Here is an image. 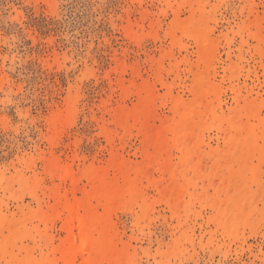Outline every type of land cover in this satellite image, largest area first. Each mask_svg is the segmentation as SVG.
Listing matches in <instances>:
<instances>
[{
    "label": "rangeland",
    "instance_id": "1",
    "mask_svg": "<svg viewBox=\"0 0 264 264\" xmlns=\"http://www.w3.org/2000/svg\"><path fill=\"white\" fill-rule=\"evenodd\" d=\"M83 206L93 264H264V0H0V264H65Z\"/></svg>",
    "mask_w": 264,
    "mask_h": 264
},
{
    "label": "bare ground",
    "instance_id": "2",
    "mask_svg": "<svg viewBox=\"0 0 264 264\" xmlns=\"http://www.w3.org/2000/svg\"><path fill=\"white\" fill-rule=\"evenodd\" d=\"M189 115V113L187 114ZM168 130H172L176 136V140L180 144H184L186 147L188 140H186L187 137L190 136L192 138V141H194L195 134L193 133V129L190 125L187 124H179L174 127L169 128ZM191 141V139H190ZM168 155L163 154V157L160 161H157L156 168L161 171L162 173H167L173 175L172 169L167 164V158ZM91 177L96 175H90ZM130 178V175H123V179L127 180ZM96 180L102 181L105 180L104 176H98ZM127 191L129 192V195L131 198H137L140 196V190L136 186V184L131 185ZM121 195L120 191H113L108 193H99V192H93L91 193V196L96 199V201L101 204V206L105 208H109L113 206V204L116 203V198ZM177 195V192L171 193V196ZM89 211L88 206H83V213L76 212L77 214H73L71 212V218L75 217L77 220V228L79 229V238L74 239L72 242V245L69 247V251L67 254V257L65 258V264H72L74 257L78 253H87V262L89 264H93L95 261V255L98 252H103L105 249L110 247L111 245V238L109 237L107 231L104 227L101 226V219L96 217H87L86 212ZM97 231L99 233V240L97 243H94L93 233ZM114 259H116L115 255L112 256Z\"/></svg>",
    "mask_w": 264,
    "mask_h": 264
}]
</instances>
